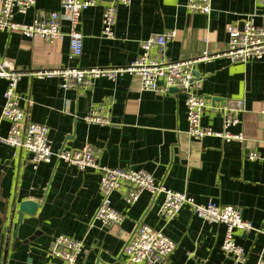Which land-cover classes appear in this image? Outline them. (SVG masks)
<instances>
[{
	"label": "crops",
	"instance_id": "0c3cea01",
	"mask_svg": "<svg viewBox=\"0 0 264 264\" xmlns=\"http://www.w3.org/2000/svg\"><path fill=\"white\" fill-rule=\"evenodd\" d=\"M108 0L82 15L83 54L72 56L70 40L49 42L41 37L0 31V63L13 64L22 77L18 84L20 105L28 121L46 125L52 149H79L91 144L98 162L110 168L145 170L167 188L186 193L197 203L214 202L240 207L254 229L236 232L247 254L246 264L264 260V60L231 62L220 55L228 46L230 27L243 30L248 18L264 27V5L256 0H211V12L190 11L188 0H133L118 6L115 35L103 34L102 18ZM0 0V10H1ZM59 11V0H36L27 14H16L20 23H31L41 12ZM68 23H62L67 33ZM175 30L169 42L170 61L214 55L194 66L199 93L209 103L202 125L223 129L217 108L226 99H243L245 112L231 128L243 141L219 137L194 140L188 134L185 96L142 90L136 74L115 79L98 78L90 89L64 90L60 79H40L33 72L54 68H118L135 62L141 42ZM6 82H0V136L10 123L2 117ZM108 103L110 125L84 120L91 110ZM259 158L250 160L249 153ZM31 156L0 142V264H48L55 238L66 235L84 240L79 264H129L123 250L138 223L163 231L176 243L164 264H235L222 248L226 226L204 221L184 206L168 220L160 214L162 194L144 192L129 204L122 187L111 203L123 220L108 226L94 219L100 206V173L80 170L55 160L36 168ZM37 202L34 215L19 221L20 204Z\"/></svg>",
	"mask_w": 264,
	"mask_h": 264
},
{
	"label": "built area",
	"instance_id": "2783aa9c",
	"mask_svg": "<svg viewBox=\"0 0 264 264\" xmlns=\"http://www.w3.org/2000/svg\"><path fill=\"white\" fill-rule=\"evenodd\" d=\"M264 5V0H256ZM133 0H108L104 8L102 25L103 34L108 38L115 35L118 18V6H130ZM63 12L41 11L31 23H20L15 20L16 14H27L36 5V0H2L0 10V31L21 33L27 38L41 37L49 42L70 40L72 56L83 54L84 35L80 31L82 15L97 5L98 0H59ZM186 7L190 11L209 14L212 10L211 0H188ZM68 23L67 33L62 31V23ZM227 49L221 53L231 62H247L264 60V27H259L254 20L248 18L243 30L230 27ZM176 36L175 30H168L149 37L141 42V52L137 60L123 68H54L33 72L37 78H59L64 90L90 89L98 78L115 79L124 74H136L141 79L142 90L170 94L177 89L185 96L188 134L194 140L205 137H219L226 141H243L242 134H233L231 128L240 123L245 112L243 99H226L218 105L223 115V129L216 131L202 125V117L209 107L208 100L199 93L194 66L198 61H209L214 55L205 52L197 59L170 61L167 58L169 42ZM22 73L7 61L0 63V82H6L2 117L10 123L6 137L0 136V142L14 149H21L30 156V162L36 168L41 163L50 164L55 160L77 167L80 170L96 169L100 173V190L102 200L94 219L108 226L119 224L123 215L111 203L112 193L122 187H129L125 193V201L136 203L144 192L152 195L162 194L164 200L160 214L171 220L177 217L184 206H189L193 214L211 223H222L226 233L222 248L233 258L235 264H246L247 254L243 246L238 244L236 232H248L254 229L251 222L243 217L240 207L219 205L214 202L200 204L186 193L177 192L156 181L153 174L145 170L110 168L98 162L99 154L95 148L86 143L79 149H52L50 130L46 125L28 121L27 112L20 105L18 84ZM109 105L103 103L95 106L84 116L91 124L110 125ZM264 143V142H263ZM250 160L259 156L252 152L247 155ZM84 240L66 235L54 239L49 254L48 264H79V257L84 249ZM176 249V243L163 231L140 222L130 235L123 255L129 264H164ZM257 264H264L260 260Z\"/></svg>",
	"mask_w": 264,
	"mask_h": 264
},
{
	"label": "water",
	"instance_id": "95a60500",
	"mask_svg": "<svg viewBox=\"0 0 264 264\" xmlns=\"http://www.w3.org/2000/svg\"><path fill=\"white\" fill-rule=\"evenodd\" d=\"M171 92H178V90L177 89H171ZM39 207H40V205L37 202H33L30 200L23 201L20 204L19 221H22V218H23L25 213L30 214V215H34Z\"/></svg>",
	"mask_w": 264,
	"mask_h": 264
}]
</instances>
